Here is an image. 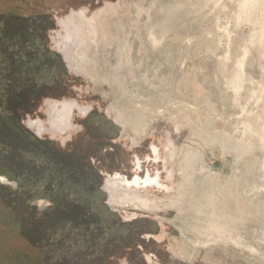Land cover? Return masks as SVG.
Here are the masks:
<instances>
[{"label":"rangeland","instance_id":"obj_1","mask_svg":"<svg viewBox=\"0 0 264 264\" xmlns=\"http://www.w3.org/2000/svg\"><path fill=\"white\" fill-rule=\"evenodd\" d=\"M105 7L119 9L130 49L121 80L132 100L102 54L91 70L111 83L75 74L56 48L58 19ZM116 30L107 37L113 47ZM47 99L91 112L77 111L69 134L39 137L27 120L48 119ZM118 100L143 114L139 134L107 113ZM169 137L173 162H165ZM153 146L159 164L148 161ZM137 159L140 178L185 184L177 210L109 204L105 181L132 179ZM189 164L191 181L190 169L181 171ZM0 175L11 183H0V264H264V0H0ZM185 195L253 249L196 244L185 230L198 220Z\"/></svg>","mask_w":264,"mask_h":264},{"label":"flooded vegetation","instance_id":"obj_2","mask_svg":"<svg viewBox=\"0 0 264 264\" xmlns=\"http://www.w3.org/2000/svg\"><path fill=\"white\" fill-rule=\"evenodd\" d=\"M107 14H111L110 19H108ZM119 15V9L113 7H105L102 10L96 12L93 16L88 17L86 11L81 10L75 12L71 11L66 17L58 19V24L62 29V34H60L59 41L55 40L56 48L59 50L64 57L69 69L75 74L80 73L85 76H89L92 79L96 78L98 80H103L107 83L109 81L107 75L104 72L101 74H94L91 70V66L95 68L97 65L96 57L99 54L104 56V63L110 64L112 67V61L114 56V51L116 45L113 47L108 44L107 37L110 35L111 31L117 28L116 21L121 18L115 16ZM103 38V43L99 44L97 42L98 35ZM115 41V39H114ZM103 66V64H102ZM114 72V71H113ZM113 77V75H112ZM113 83L117 85L113 79ZM119 88V87H118ZM121 101L113 104L108 108L107 113L114 116L115 121L120 124L124 129L125 126L131 124L133 130L136 134L141 131L139 129L140 125H143L141 118L144 117L141 114L137 120L131 116L128 120L121 119L119 116V109L124 108L120 106ZM46 115L48 119L42 120L41 118L27 120L28 127L33 130L39 137L50 135L52 138H57L56 134L66 135L73 132L75 126L73 120L75 113L78 111L83 117L90 114L91 109L82 107L75 100L68 99H47L45 101ZM127 111V110H126ZM108 114V115H109ZM48 124V125H47ZM143 129L145 126L142 127ZM179 130L178 127H176ZM36 135V136H37ZM135 143V141H133ZM167 162L168 158L173 162L176 157V146L171 138H168L166 145ZM152 155L148 157V161L155 164L161 162V156L156 147L152 148ZM189 153L187 152L185 158L189 160ZM136 174L132 179L125 178L118 173H114L110 176L104 184V189L108 194V202L114 206H132L136 211H149L157 212L162 211L167 208H173L177 210V205L183 198L185 191V184L182 182L177 186V190L173 186H169L168 183L164 184L159 174L155 177L147 174L145 178H140L139 173L142 171L141 161L137 159L136 161ZM187 165L181 166V171L183 175L187 174ZM168 170V169H167ZM167 181L172 183L174 180L173 170L167 172ZM2 176V175H0ZM5 177V176H3ZM8 180V179H7ZM186 182L187 178H184ZM149 188H157L158 191L164 193L165 199L158 197H150L148 195ZM172 193V196H169ZM134 219V218H133ZM149 239L151 236H147ZM155 237V236H153ZM185 252L190 254L183 246L180 253ZM184 254V253H183ZM149 262H153L149 256H147ZM127 263V262H126Z\"/></svg>","mask_w":264,"mask_h":264},{"label":"bare ground","instance_id":"obj_3","mask_svg":"<svg viewBox=\"0 0 264 264\" xmlns=\"http://www.w3.org/2000/svg\"><path fill=\"white\" fill-rule=\"evenodd\" d=\"M119 25V24H117ZM115 43H116V48L114 51V56L117 58L114 61L113 67H114V72H113V78L115 82L117 83L120 92L122 93L123 99H131L135 96L130 94L129 89H126L125 83L121 80L122 78V65H123V58L126 59L125 64L128 63V53L130 52V49L125 48L127 45H125V37L124 34L120 28V26H117L116 30V36L114 37ZM157 41V40H156ZM154 42V41H153ZM129 47V46H128ZM125 66V65H124ZM130 78V77H129ZM132 79V78H131ZM132 82V80H130ZM132 92V91H131ZM138 98V97H137ZM139 101V100H138ZM132 102V101H131ZM122 104L120 106H124V101H121ZM137 104H142V101H139ZM138 107V105L136 106ZM122 109H119V116L121 119L128 120L131 116L135 117L136 114H132L130 111L127 110V107L124 106L121 107ZM127 110V111H126ZM141 115L138 114L135 117V120L138 119V117ZM187 170L190 169V176H189V181H191V178H195V173L196 170L192 167V164H189L187 167ZM204 171V167L201 169ZM211 177V176H210ZM209 179V178H208ZM7 180L6 177H1V181L5 182ZM185 198H189L186 202L187 205H189L195 214H197L196 219H205V222L207 220L208 225L204 227L202 224L199 223L198 220H195L194 222L188 221L185 223L186 226V231H190L195 234L197 237L196 244H201V245H208L211 243L219 244H232L240 249H245V250H252L253 248L246 246L245 243H243L240 238L236 235V231L231 229L228 224H223L220 219H217L216 217L218 214L214 211V209H209L207 206H202V202L200 200L197 201L196 205L190 201L192 197L190 195H185ZM42 203V202H41ZM181 205V202L178 203ZM178 206V205H177ZM179 209V208H178ZM216 216L214 219L213 217ZM204 222V223H205ZM252 252V251H251ZM253 253V252H252ZM256 253V252H254ZM257 254V253H256ZM255 255V254H254Z\"/></svg>","mask_w":264,"mask_h":264},{"label":"water","instance_id":"obj_4","mask_svg":"<svg viewBox=\"0 0 264 264\" xmlns=\"http://www.w3.org/2000/svg\"><path fill=\"white\" fill-rule=\"evenodd\" d=\"M1 177H2V176H0V183H1V184H8V185H11V183H10L8 180H6L5 182H2V181H1ZM14 186H15V185H14Z\"/></svg>","mask_w":264,"mask_h":264}]
</instances>
